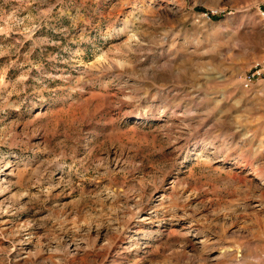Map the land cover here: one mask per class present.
Returning a JSON list of instances; mask_svg holds the SVG:
<instances>
[{"label":"rangeland","instance_id":"374dc122","mask_svg":"<svg viewBox=\"0 0 264 264\" xmlns=\"http://www.w3.org/2000/svg\"><path fill=\"white\" fill-rule=\"evenodd\" d=\"M261 2L0 0V264H264Z\"/></svg>","mask_w":264,"mask_h":264},{"label":"built area","instance_id":"2783aa9c","mask_svg":"<svg viewBox=\"0 0 264 264\" xmlns=\"http://www.w3.org/2000/svg\"><path fill=\"white\" fill-rule=\"evenodd\" d=\"M261 5L259 6L258 10L259 13L264 17V0H262ZM259 81L264 82V56L260 61H256L251 64L241 79V83L244 88H249Z\"/></svg>","mask_w":264,"mask_h":264}]
</instances>
